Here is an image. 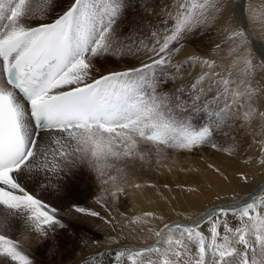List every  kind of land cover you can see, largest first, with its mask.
<instances>
[{
    "label": "snow or ice",
    "instance_id": "obj_1",
    "mask_svg": "<svg viewBox=\"0 0 264 264\" xmlns=\"http://www.w3.org/2000/svg\"><path fill=\"white\" fill-rule=\"evenodd\" d=\"M227 10L228 0H0V264H37L38 247L77 216L111 226L117 247L76 264H102L110 251L114 264H264V180L230 201L217 193L221 202L188 223L157 230L143 227L164 221L153 211L127 218L154 236L139 247L120 244L113 214L128 190L155 187L131 179L136 162L206 146L232 156L234 147L215 141L225 129L259 121L256 163L264 167V82L253 61L264 68V48L249 49L254 34L233 27ZM133 13L140 21L125 31ZM212 27L220 40L211 55L226 63L182 55ZM85 173L99 183L98 208L74 198Z\"/></svg>",
    "mask_w": 264,
    "mask_h": 264
},
{
    "label": "rangeland",
    "instance_id": "obj_2",
    "mask_svg": "<svg viewBox=\"0 0 264 264\" xmlns=\"http://www.w3.org/2000/svg\"><path fill=\"white\" fill-rule=\"evenodd\" d=\"M240 1L242 6H244V15L242 16L244 20H242L239 14H237L238 8L235 4V0H228L226 19L233 27H237L241 23H245L246 27L254 34L255 43H257L261 48H264V0ZM160 2L163 3L164 0H160ZM234 9H236V11H233ZM139 21L140 16L133 13L129 17V20L124 22L122 27L126 31L129 23ZM143 23L147 24V21H144ZM219 40L220 36L217 28L212 27L209 30H206V34L192 38L186 44L182 55L196 54L200 56H208L209 58H215L217 60V64H224L226 61H223L220 56L213 57L211 55V49L213 48L214 43L219 42ZM248 47L250 50L255 52L252 44H249ZM253 61L258 66L257 79L264 82V68L259 67V58L253 55ZM117 66L124 67L123 64L108 65V67ZM222 70V68L217 69V71ZM197 72H199L198 68L193 71L192 75H196ZM187 79H191V77H186L185 80ZM182 82L185 81L178 80L176 83ZM172 86L173 85H169V87ZM262 110H264V107H262ZM225 132H228V134L225 135L224 133H217L215 141L224 148L234 147V155L229 156L223 151H217L208 146L200 148L194 154L169 151L162 157L157 158L153 155L150 158L146 157V162H136L130 173L131 179L136 182L139 181L142 184L144 183L145 185H155L154 188L147 187L146 189L148 192L147 197L151 198L154 202L158 201L156 196L161 197L165 195L168 189L173 188V184L171 183L173 180L178 181L182 187H198V193L183 192L185 200H188L189 197H199V199L201 197L203 200L201 206L190 211V213H193L192 217L189 215V217H185L186 219L181 217L177 218V220L188 223L190 222V218H195L200 212L210 207L212 204L219 203L221 201H230L234 196L244 195L255 183L257 185L261 179L264 180V167H261L256 163L258 160L257 153L259 152L257 140L260 139L258 133L260 132V122L254 121L251 126H245L242 129L236 128L231 132H229L228 129H225ZM157 159H159V163H157ZM209 164L220 167L229 176V178H231L230 182L238 183L241 186V189L235 192L236 194L233 193L229 195V192L233 190V184H227V182H225L208 167ZM240 172L246 173L249 177L247 188H242L245 184L243 181L239 180ZM83 180L84 183L82 184L81 190L74 198H78L83 205L98 208V206L94 203L95 196L99 195L100 192L98 181H96L93 176L88 173L84 174ZM165 184L168 185L167 188L164 187ZM225 187L229 191L224 195L219 193L221 201H218L216 199L217 193L214 192V189L217 188V190H222ZM128 192L129 191H127V193ZM149 193H151V195ZM148 200L149 199L146 201ZM112 207L113 214L121 220V224L117 226V232H120V236H123L129 227L126 225L128 223L127 218L143 213L141 211H137L129 204L127 196H125L121 202L112 205ZM98 210H100L102 214L106 215L103 209ZM151 224L152 225H149L148 227H153L154 223L151 222ZM88 227L94 229L96 233L88 229ZM204 230L207 231V228L205 227ZM111 234L115 235V233H112L111 231V226L105 225L98 219L79 216L71 218L69 220L67 231H58L55 241L50 242L47 246L40 245L35 251L37 264L41 261H48L53 264L59 262L65 263L69 260V256L78 252L80 248L81 250H83V248H87L83 246L81 241L97 240L100 241V243H104L106 241L104 238H107V236H110ZM153 240L154 236L149 234L146 236L145 243L137 242L133 244V246L139 247L142 244H150Z\"/></svg>",
    "mask_w": 264,
    "mask_h": 264
},
{
    "label": "bare ground",
    "instance_id": "obj_3",
    "mask_svg": "<svg viewBox=\"0 0 264 264\" xmlns=\"http://www.w3.org/2000/svg\"><path fill=\"white\" fill-rule=\"evenodd\" d=\"M235 4L238 8V11H237V14H238L239 6H242L241 1L235 0ZM239 16L242 20H244V18H242L243 15H239ZM243 24L246 26L245 23H243ZM252 47H253L254 51L256 48H261L257 43L252 44ZM230 180H231V178H230ZM225 182H227V184H233V186H232L233 190H231L229 192V195L233 194V193H235L241 189V186L236 182L235 183L228 182V181H225ZM139 183H141V182H139ZM171 183L173 184L174 189L173 188L168 189L167 192L165 193V195H163L161 197L156 196V198L158 200L156 202L151 200V198L147 197V194H148V192L146 191L147 187H144V188L138 189V190L137 189H130V190H128L129 192L126 194L127 199L129 201V204L134 209H136L137 211H141V212L153 211V212L157 213V215H162L164 217L163 222L158 221V220H152V222L154 223L153 227L156 229H159L160 227H162L164 222L177 220L178 217L185 218V217H189V215H191V217H192L193 213H190V211L192 209L198 208L199 206L202 205L203 200L201 199V197H200V199H199V197H189L188 200H185L183 191L181 190V188H182V186H180L181 184H179V182L176 180H173ZM255 186H256V183L251 188H253ZM244 187L247 188L248 184L246 186L243 185L242 188H244ZM228 191L229 190L226 187L222 190H217V188L214 189L215 193H220L221 195L227 194ZM244 191H242V192H244ZM149 194L151 195V193H149ZM147 199H149V200L146 201ZM177 213H182V215H177ZM126 225H128L129 227L127 228V231L123 234V236H120V241H119L120 244H127L130 246H133V244H135L137 242H141V243L146 242V236L149 235L150 233H148L147 231H141L139 226L129 225L128 223ZM150 225H152V224H150ZM148 226L149 225H145L144 227L147 228ZM88 229H90L91 231L96 233V231L94 229H92L90 227H88ZM111 235H113V234H111ZM110 236H107V238H104L106 241L104 243L101 242L99 244V246L91 245V246H88L87 248H83V250H81V248H80L78 250V252L73 253V255L69 256V260H67L65 263L59 262L56 264H76V261L82 257L89 256V255H92L95 253H103L105 249L114 250L117 247V245L110 241V239H109ZM107 246H115V247H107ZM141 246H143V244ZM99 259H100V261H102V264H114V256H113L111 251L104 253L102 256H100ZM39 264H53V263L48 262V261H41V262H39Z\"/></svg>",
    "mask_w": 264,
    "mask_h": 264
}]
</instances>
